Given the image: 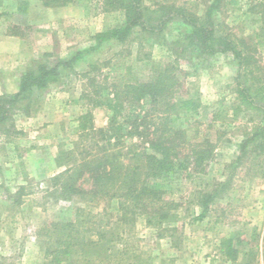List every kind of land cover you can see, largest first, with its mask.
<instances>
[{"label":"rangeland","instance_id":"obj_1","mask_svg":"<svg viewBox=\"0 0 264 264\" xmlns=\"http://www.w3.org/2000/svg\"><path fill=\"white\" fill-rule=\"evenodd\" d=\"M143 1L152 10L157 1L189 6L191 0ZM195 1L193 8L202 14L205 0ZM100 2L76 0L61 7H46L40 0H3L0 5V94L12 93L18 87L22 72L34 61L54 62L57 58L69 57L76 50L93 45L96 32L123 21L121 11L104 9ZM250 7L247 0H242L240 7L223 4L214 20L217 33L225 32L237 48L249 49L252 75L248 84L253 90H264V50H259L255 38L264 31V21L260 12ZM151 10L146 12V18L154 23L157 15ZM176 26L171 21L164 27V39L135 30L128 44L103 43L75 62L72 71L66 70L67 75L40 92L30 114L12 110L0 125V264H42V243L36 230L45 220L66 211L70 203L54 202L46 194L51 188L50 177L61 169L56 166L55 157L60 143H71L75 138L76 120L82 113L91 112L97 127L107 123L109 109L94 102L111 96L108 87L111 80L105 78L107 62L124 58L132 66L134 75L144 78L152 63L165 62L173 51L181 49L180 44H171L178 35ZM46 53L49 55L44 56ZM147 54L149 57L145 58ZM184 55L180 67L194 71L188 76V82L196 87L203 104L193 124L201 134H209L216 146V157L206 173L170 176L165 180L167 197L181 202L177 210V222L182 226L177 247L170 246L171 238L164 239L161 245L153 244L151 230L142 222L136 226L140 244L146 249L153 248V254L157 255L153 264H264V252L261 253L264 177L260 174H246L242 170L233 178L231 186L211 203L210 210L195 219L199 212L197 191L210 192L216 181L226 178L230 172L228 164L235 159L239 143L264 118L259 111L238 107L237 90L244 76L238 75V60L233 54L198 56L186 50ZM84 94H89L92 100ZM234 109L236 115L232 114ZM194 130L191 128L188 134L193 136ZM22 185L25 186L23 202L17 205L9 194ZM71 204L86 205L80 198ZM87 206L95 212L102 208L103 202ZM227 238L232 239L238 250L235 261L220 251L221 243ZM63 264H72V261Z\"/></svg>","mask_w":264,"mask_h":264},{"label":"trees","instance_id":"obj_2","mask_svg":"<svg viewBox=\"0 0 264 264\" xmlns=\"http://www.w3.org/2000/svg\"><path fill=\"white\" fill-rule=\"evenodd\" d=\"M40 1L46 7L76 2ZM247 1L250 9L259 11L264 21V0ZM205 2L203 13L199 14L193 8L195 0L188 2L189 6L157 1L152 10L143 0H101L104 9L121 11L123 21L119 25L96 32L93 45L76 50L69 57L57 58L54 62L34 61L22 72L15 92L0 94L1 125L12 110L30 114L40 92L67 75L66 70L72 71L75 62L103 43L128 44L135 30L164 39L162 31L169 22H176L178 27L177 38L171 44H180L181 49L173 51L165 62L152 63L144 78L134 75L132 66L124 58L107 62L105 78L111 80L108 85L111 96L105 101L94 100L95 104H104L109 109L107 123L97 127L91 112L82 113L76 120L73 141L60 143L55 162L61 169L50 177L51 188L46 194L54 202L70 203L66 211L45 220L36 230L42 243V264L68 261L72 264H153L157 255L153 254L152 247L146 249L140 244L141 238L136 233L139 222L151 230L153 244L161 245L164 239L171 238L170 246L177 247L182 227L177 222V210L181 202L167 197L165 180L170 176L206 173L216 157V146L209 134H201L193 124L203 104L196 87L188 82V76L194 71L180 67L186 50L198 56L233 54L238 60V75L244 76L237 90L238 107L259 111L264 118V90H253L248 84L252 75L249 49L237 48L229 34L216 31L214 18L221 6L240 7L242 0ZM148 10L157 15L154 23L146 18ZM255 38L259 50H264V31ZM148 57L147 54L145 58ZM189 67L194 69L193 65ZM84 97L92 100L89 94ZM236 113L234 109L232 114ZM191 128L197 135L188 134ZM228 168L226 178L216 181L210 192L197 191L199 212L195 219L210 210L211 203L231 186L233 178L242 170L264 177V119L245 134ZM24 189L22 185L9 194L17 205L23 202ZM75 198L84 200L86 205L71 204ZM100 202L103 206L95 212L87 206ZM233 245L232 239L227 238L221 243L220 251L235 261L238 250Z\"/></svg>","mask_w":264,"mask_h":264},{"label":"crops","instance_id":"obj_3","mask_svg":"<svg viewBox=\"0 0 264 264\" xmlns=\"http://www.w3.org/2000/svg\"><path fill=\"white\" fill-rule=\"evenodd\" d=\"M18 78H16V84H17V80ZM17 90V88H15L14 90H13V92H15ZM0 93H2V91H0Z\"/></svg>","mask_w":264,"mask_h":264}]
</instances>
